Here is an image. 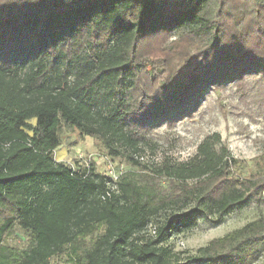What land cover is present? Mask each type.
<instances>
[{
  "label": "trees",
  "instance_id": "trees-1",
  "mask_svg": "<svg viewBox=\"0 0 264 264\" xmlns=\"http://www.w3.org/2000/svg\"><path fill=\"white\" fill-rule=\"evenodd\" d=\"M260 63L264 0H0V264H52L61 255L73 264H251L264 217L186 261L167 245L210 207L221 217L264 200V183L250 192L247 177L239 193H209L239 178L240 161L218 134L177 164L148 168L123 152L139 151V123L175 106L186 111L207 85L252 74ZM62 127L140 171L102 198V173L53 160ZM17 227L24 248L5 244Z\"/></svg>",
  "mask_w": 264,
  "mask_h": 264
},
{
  "label": "rangeland",
  "instance_id": "rangeland-1",
  "mask_svg": "<svg viewBox=\"0 0 264 264\" xmlns=\"http://www.w3.org/2000/svg\"><path fill=\"white\" fill-rule=\"evenodd\" d=\"M258 65L263 66L261 63ZM146 78L145 76L143 80ZM203 90L205 92L201 96L195 95L196 103L190 109L176 112L175 106L166 117L139 123V132L143 137L140 149L137 153L127 149L123 156L133 154L140 164L148 168L159 167L166 161L177 164L192 157L204 138L218 134L229 154L240 161V170L237 172L239 178L216 182L209 193L215 197L221 191L232 190L239 193L246 177L250 180L248 189L253 192L255 184L264 183V159L260 158L264 157V66L226 84H209ZM152 97L153 94H150L145 100L146 106ZM137 101H140L139 93ZM78 153L83 155V159L92 154V169L97 173H105L106 162L100 159L105 152L97 141L80 134L76 129L62 127L61 144L53 151V160L85 168L84 160L79 162ZM109 158L115 167H121L129 176L134 177L140 171L127 162L126 157ZM192 182V179L186 180V183ZM160 183L163 186L167 184L164 178H161ZM188 207L184 206L179 210ZM209 209L205 216L197 218L194 225L175 233L168 240L167 245L180 261H186L188 257L195 255L197 249L210 240L264 217V200L250 201L244 207L221 217H218L216 208ZM170 214L171 211L166 210L157 217L163 219ZM26 243V237L18 227L5 239V244L17 248H24ZM51 263L73 264L67 255L54 257ZM251 264H264V243L258 244L257 256Z\"/></svg>",
  "mask_w": 264,
  "mask_h": 264
},
{
  "label": "built area",
  "instance_id": "built-area-1",
  "mask_svg": "<svg viewBox=\"0 0 264 264\" xmlns=\"http://www.w3.org/2000/svg\"><path fill=\"white\" fill-rule=\"evenodd\" d=\"M78 156H79V159H80V163L83 162L84 160V164H85V168L84 169H88L90 168L91 166V159L90 158H93L92 154L88 155L87 159H83V155L78 153ZM134 158H135V155H134ZM101 160H104L106 162V165H105V173H103V175L107 178V190L105 192V194H103L101 197L102 198H105V197H109L111 192L110 191H116L118 192V187H117V184L118 182L120 181V179L123 177V175L125 174V171L121 168V167H118V166H114L111 158H109V156L107 155H104V157H101L100 158ZM139 159H141V157H139ZM71 170L73 172L75 171H79L80 169H83V167H73L72 165H69ZM147 233L149 235H154L156 233V229H155V226H149L148 229L146 230Z\"/></svg>",
  "mask_w": 264,
  "mask_h": 264
}]
</instances>
